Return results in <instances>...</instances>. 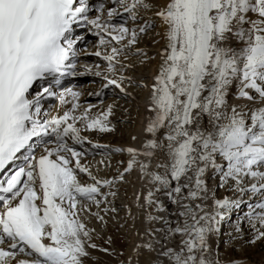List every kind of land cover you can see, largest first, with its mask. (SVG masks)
I'll use <instances>...</instances> for the list:
<instances>
[{"label": "snow or ice", "instance_id": "6c2138e0", "mask_svg": "<svg viewBox=\"0 0 264 264\" xmlns=\"http://www.w3.org/2000/svg\"><path fill=\"white\" fill-rule=\"evenodd\" d=\"M110 3L102 20L105 4L94 9L100 15L90 16L91 0H0V264H84L87 248L96 247L87 243L91 236L78 205L112 182L91 176L73 146L85 143L76 123L89 121L91 109L77 117L73 105L63 116L44 119L40 102L53 95L42 83L49 76L76 74L65 70L75 68L76 44L84 39L73 35L77 27L90 26L101 45L137 42L135 30L110 23L121 15L115 6L133 22L139 7L150 6L144 0ZM155 15L164 48L152 84L145 85V142L127 149L132 159L126 171L138 165L150 186L141 207L167 215L148 213L149 239L137 250L153 253L152 264H221L210 237L229 213L246 206L255 239L264 238V0H165ZM122 51L112 47L103 55L107 73L118 71ZM107 73L93 74L103 77L105 88L124 92L123 78ZM68 91L78 99V92ZM109 115L111 107L85 128L112 131L103 123ZM37 140L55 147L37 156ZM21 156L25 166L9 172ZM78 172L95 183L83 185ZM209 173L218 176L217 188L236 198L212 193L209 204ZM160 196L176 206L174 212ZM20 254L29 259H17Z\"/></svg>", "mask_w": 264, "mask_h": 264}, {"label": "bare ground", "instance_id": "6f19581e", "mask_svg": "<svg viewBox=\"0 0 264 264\" xmlns=\"http://www.w3.org/2000/svg\"><path fill=\"white\" fill-rule=\"evenodd\" d=\"M144 2L150 7L147 8L146 12L143 13H140L138 9V15L136 19L137 22H131L129 18L130 22L127 26H125L130 30H135L137 32V42L135 44L129 45L127 40H123L120 42V44H116L115 41H111V43L101 45L99 43L100 37L96 36L97 39L95 38V40L93 41L90 40L88 44L90 42L91 43L88 46L83 45L85 47L84 50L78 52L76 59L77 61H80V64L76 66L75 76L68 81L64 80L62 82V85L69 86L72 89V92H78L80 94L78 99H74L71 94H62L58 96L62 99L61 102H66L65 105H63L62 103H57L55 101L46 100L45 97L40 102L44 119H51L53 118L52 116L58 117L63 115L66 111H72L73 105L76 102L82 104L91 102L93 100H98L100 98L105 99L104 101L108 103L102 106V110H100L98 107V109L95 108V113L90 117L89 121L96 118H101L103 120L101 113H107L109 107H111V115H109L108 119L103 122L109 128H111L112 131L100 132L98 129L87 130L85 128V124L89 121H86L82 126L79 127L80 135L85 138L86 143L83 144V146H73L78 150H83V153L86 157H84L85 160L83 159V164L86 168H88L90 172L92 171L96 173L90 160V157L92 156L95 157L97 155H100L102 157L101 161L107 163L109 169L112 167L110 172L108 171V173H106L105 175L103 174L101 176H98L97 178V180L100 181L112 182L109 186H102L101 190L104 191V188L110 187L114 184V182L116 183V180H118L117 178H120L121 175L123 176V173L127 174V178L125 177L123 179H120L122 185H126V189L128 188L126 192L127 197L125 199H127L126 203L129 205L127 210V212H129V215H127V217L121 215L122 220L120 221L121 224L123 223V221H125L129 238V241L127 243L128 245H126V252H124L125 261L123 262V264H152L154 254L149 253L148 250L143 247L137 250V245H142L149 239V237L146 235V231L150 227L146 219L148 213L151 212L153 215H167V213H157L155 208H148L147 206L141 207V205L145 204L144 197L147 195L150 186L146 184L138 165H135L131 171H126L128 163L132 159V157L127 152V149H141L143 143L145 142V133L143 130L149 115V113L146 111V105L148 103L149 96V87H145V85L150 86L152 84L153 78L157 74L159 65L161 63V53L164 48V40L162 39L161 35H159L162 29L159 26V20L155 15V12L165 3V0H144ZM111 6L113 7L112 4ZM103 19H106V14L102 17V20ZM119 19L122 18L114 17V19H112L110 23L114 24ZM149 24L152 25V27L147 28L145 32L141 33L140 28ZM91 34L94 35L93 32ZM107 39L111 40V37L107 36ZM83 41L84 39L82 40V42ZM80 45L81 42H79L76 46L79 48ZM112 47L123 49V51L118 57L120 61V63L116 65L118 71L116 73H107V61L103 58L99 60V58L95 57V55H93L92 53L100 51L102 54L108 55L111 54ZM83 62H87L84 63L86 66L82 64ZM96 63L100 64L99 68H97ZM121 65H123V67H121ZM101 67H104L103 69H105L102 70L101 73H107L109 76L116 79L123 78L122 83L125 85L126 92H121L119 89L115 88V86H109L105 88L104 84L106 83V81L103 79V77L93 75V73L95 71H98V69L101 70ZM89 68L92 69L91 73L87 72V69ZM50 82L53 83L54 81L50 80ZM62 96H64V98H62ZM125 132L129 133L127 134L130 135L129 138L124 137ZM118 133H120L121 136L118 137L117 142H115L113 141V139L114 137L119 136ZM87 140L91 141V143H87ZM68 142L70 143L71 141L69 140ZM95 143L100 144V147H94ZM36 144H40V141L37 140L34 146ZM54 146L55 143L51 144L48 147L54 148ZM117 149H120L121 151H117ZM113 154L120 156H113ZM25 155H27V153H25ZM23 158L24 157H21L20 159ZM137 159L142 160L144 158L137 157ZM123 162L125 163L124 167L122 165ZM16 166H19V162H16L11 166L10 172L13 171V169H17ZM120 170L121 172L118 175V171ZM114 175L115 177L113 178ZM86 176L87 174L82 173V177H84L86 180L94 181L93 179H91V177ZM215 176L217 177L215 173H209L206 178L208 187L211 189L209 194L210 199L208 201L209 204H211L212 202L211 192H213L215 186L217 185V179H214ZM112 179L116 180L113 181ZM213 180H215L216 182ZM211 182L214 183L211 184ZM230 194L231 193L225 194V196L232 197L233 199L236 198L234 194ZM80 199L81 203L78 205V207L81 209L79 212V216L82 222L85 223L86 229L90 232V228L86 224V218L83 213L87 211L90 214L92 213L91 206H89L90 204H86V202L91 200L84 198ZM244 199L247 200V197H245ZM160 200L165 202V206L168 208L169 212L175 211L176 206L168 203L166 197L160 196ZM95 201H98L97 197H95ZM115 206L117 205L115 204ZM118 208H121V206H119ZM115 209L117 208L115 207ZM246 212V206H242L240 210L229 213L225 219L220 221L219 232L227 228V226H225V223H232V221L237 218L236 216L240 214L245 215ZM241 221L243 222L241 227L244 229L248 220L245 217V219H241ZM257 223L256 225L257 227H259V222ZM117 224L118 223H116L115 225L117 226ZM155 226L158 227L159 225L157 224ZM243 231L244 233H246L247 229ZM243 231L241 229V231H237L236 234L241 233L239 234V237L242 238ZM255 236L256 233L254 231L251 235H249V237H245L242 240L240 239L241 242L236 241L243 244L255 241L254 243H256L257 246L254 248L243 247L239 254L240 256L236 257L235 255V257L230 260H228L226 256L224 257L223 253L226 252L228 256H233V254H235L234 248H229L228 246L227 250L223 251V253H220V249H223L221 248L222 246L220 247V243H224L226 239L220 241V238H218V233H216L215 235H212L210 237V243L213 244L214 254H218L221 264H264V238L256 240ZM93 240H89L88 243L96 244V241L91 242ZM95 248H90L91 256L87 258L88 260L86 259L88 263L90 262V260L92 261L91 257L96 254V252L94 251ZM257 251L258 255H256L254 258L253 255H255Z\"/></svg>", "mask_w": 264, "mask_h": 264}, {"label": "rangeland", "instance_id": "374dc122", "mask_svg": "<svg viewBox=\"0 0 264 264\" xmlns=\"http://www.w3.org/2000/svg\"><path fill=\"white\" fill-rule=\"evenodd\" d=\"M142 10H145V12H146L147 9L143 8L142 6L139 7V12L141 11L140 13H143ZM117 17L122 18V19H120L119 21H116V23L120 22V21L122 22L125 18H128V14L125 13V15L121 14L120 16H115V18H117ZM126 21H127V23H125V24H119L118 23V25L127 26L129 23V20L127 19ZM140 21H141V19H140ZM136 22H137V20H136ZM91 33H92V31H90V30L86 32V36L84 38L82 45L88 46L91 43L90 42L88 44V42L90 40L91 41L95 40L96 35H92ZM108 41H110V40L108 39ZM101 68L102 69L101 70L98 69V71L102 72V70H105V69H103L104 67H101ZM81 71H86V70H81ZM94 76H96V75H94ZM46 100H49V101L53 100L54 101V99L50 98V96H48L46 98ZM123 133H124V131H123ZM127 134H129V133L125 132L124 137L129 138L130 135H127ZM118 135L119 136L114 137L113 141L117 142V138L121 136L120 133H118ZM113 156H120V155H116V154L114 155L113 154ZM124 164L125 163L123 162L122 163L123 167L125 166ZM93 167H94L93 169L95 170L96 173L91 171L90 173H93V174H91V176L95 175L97 178H98V176H101L103 174L105 175L106 173H108V171L110 172V170L112 169V167L109 169L108 164L103 162V161H102L101 165L94 164ZM120 172H121V170L118 171V175ZM126 175H127L126 173H123L122 177L127 178ZM114 177H115V175L113 176V178ZM117 179L118 180L115 179L116 183L114 182V184L111 185L110 187L104 188V191L101 190V194L96 196L98 201H99V204H97V202L95 200H91V201L86 202L87 205L90 204L89 206H91V209H92L91 214L92 215L88 211L84 212L83 214L86 218V224L90 228V233L92 234V235L90 234L91 240H93L95 238L91 242L96 241V244H95L96 250L94 249L96 254L93 257H91L92 261L90 260V262L88 263L87 258L91 256L90 255L91 251H90V248L89 249L87 248V251L89 254H88V256L84 257L85 259L83 258L84 264H123V262L125 261L124 252H126V248H127L126 245H128L127 243L129 241V238H128V234H127L128 233L127 229H126L127 225H126L125 221H123L122 224L120 223V221L122 220L121 215L124 217H127V215H129V212H127L129 205L126 203L127 199H125L127 197L126 192H127L128 188L126 189V187H125L126 185L123 186L122 183L120 182L121 177L117 178ZM214 179L215 180L217 179V183H218V176L217 177L215 176ZM115 180H113V181H115ZM215 180H213V181H215ZM212 183H214V182H211V184ZM224 190L225 189H223V188H217V185H216L213 192H211V196H212V193H215L217 198H220V196L222 198L225 196V194H229V193L233 194L230 191H224ZM112 193H115V195L112 196ZM113 198H115V199H113ZM111 199H113V200H111ZM110 203L112 204V206ZM115 204L117 206H115ZM118 205L121 206V208H118L119 207ZM115 207L117 209H115ZM246 209H247V207H246ZM236 217H237V218H235L236 220L234 219L235 221L233 220L232 223H225V226H227V228L225 230L218 232V238H220V241L221 240L223 241L224 239H226V241L224 243L223 242L220 243V247L222 246L221 248H223V249H220V253H223V251L227 250L228 246H229V248H234L235 254H233V256H228L226 254V252L223 253L224 257L226 256L228 258V260L233 259V257H235V255H236V257L240 256L239 254H240L241 249L243 247L254 248L257 246V244L254 242L247 243V244L238 243V242H241L240 239L242 240L245 237H249V235H251L254 232V229L253 228L251 229V227H250L251 224L249 222L246 223V226L244 229L241 227V225L243 223L241 221V219H245V217H246L245 215L243 216L240 214ZM116 223H118L117 226L115 225ZM247 224H249V225H247ZM237 227L240 231H241V229H242V231L247 229L246 233H244V231H243L242 238L239 237L240 236L239 234H241V233L236 234L237 233V231H236ZM236 241H238V242H236ZM87 243H88V241H87ZM236 246H238V247H236ZM256 255H258V251L256 252L255 255H253V257L255 258ZM240 259H242V258H240Z\"/></svg>", "mask_w": 264, "mask_h": 264}]
</instances>
